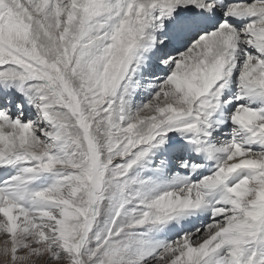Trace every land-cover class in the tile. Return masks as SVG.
I'll use <instances>...</instances> for the list:
<instances>
[{
	"label": "snow or ice",
	"instance_id": "obj_1",
	"mask_svg": "<svg viewBox=\"0 0 264 264\" xmlns=\"http://www.w3.org/2000/svg\"><path fill=\"white\" fill-rule=\"evenodd\" d=\"M0 264H264V0H0Z\"/></svg>",
	"mask_w": 264,
	"mask_h": 264
}]
</instances>
